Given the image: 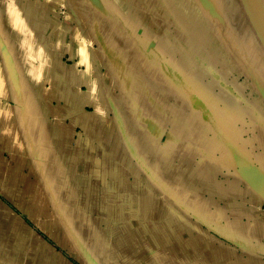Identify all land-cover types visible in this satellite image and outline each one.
<instances>
[{
    "label": "crops",
    "instance_id": "obj_1",
    "mask_svg": "<svg viewBox=\"0 0 264 264\" xmlns=\"http://www.w3.org/2000/svg\"><path fill=\"white\" fill-rule=\"evenodd\" d=\"M247 7L0 0V264H264Z\"/></svg>",
    "mask_w": 264,
    "mask_h": 264
},
{
    "label": "rangeland",
    "instance_id": "obj_2",
    "mask_svg": "<svg viewBox=\"0 0 264 264\" xmlns=\"http://www.w3.org/2000/svg\"><path fill=\"white\" fill-rule=\"evenodd\" d=\"M247 7V12L251 17V23L256 31L261 32V41L264 44V0H243V7Z\"/></svg>",
    "mask_w": 264,
    "mask_h": 264
}]
</instances>
